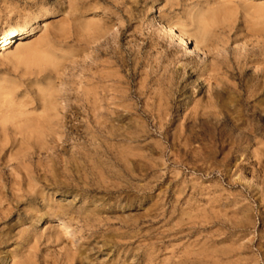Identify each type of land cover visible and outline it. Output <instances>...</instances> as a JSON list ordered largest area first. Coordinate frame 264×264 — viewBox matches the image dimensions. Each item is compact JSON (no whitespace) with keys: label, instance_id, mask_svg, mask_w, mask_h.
Returning a JSON list of instances; mask_svg holds the SVG:
<instances>
[{"label":"rangeland","instance_id":"1","mask_svg":"<svg viewBox=\"0 0 264 264\" xmlns=\"http://www.w3.org/2000/svg\"><path fill=\"white\" fill-rule=\"evenodd\" d=\"M46 10L0 39V191H43L0 264H264V0H0V32Z\"/></svg>","mask_w":264,"mask_h":264},{"label":"bare ground","instance_id":"2","mask_svg":"<svg viewBox=\"0 0 264 264\" xmlns=\"http://www.w3.org/2000/svg\"><path fill=\"white\" fill-rule=\"evenodd\" d=\"M49 12L50 11L46 10V11H43L42 13H40L36 17L34 23L28 27L17 26L8 32H0V39L5 38V44L11 45V44H16L18 42L19 38L32 36L35 32H37L41 29L44 20H46L47 16H49V15H47V13H49ZM168 26L173 32H175L174 37H175L177 43L185 45L186 47H189L191 52L198 55L197 49L194 46L193 42H191V40L186 36L185 33L176 29V26L174 25L172 19L168 20ZM259 89H260V85L258 84L256 86V89H254V91H252L251 96L256 97L259 93ZM220 94H222V93H220ZM248 105H249V103H248ZM249 109H250L249 111H251L250 107H249ZM251 113H252V111H251ZM253 115H254V113H253ZM34 179H36V177H31L29 172H26L25 178H23L21 181H17V184L20 186L19 189H16V187L13 188L11 196H9L7 194L3 195L4 192L0 191V226H1V222L3 220H5L6 218H9L10 216H12L15 213V210L20 207V205L22 204V202L24 200L30 201V203H31L30 209L32 211H34V202H36L39 199V197L43 196V191L38 189L37 188L38 185L33 183ZM37 180L39 182L41 180L40 177H38ZM25 185L28 186V188L25 191L27 193L22 194L21 192H24L23 186H25ZM15 191H17L19 193L15 192ZM51 211L52 212H50V213L46 212V213H43L42 215H40V217L35 218V219H37L36 224H38V225L41 224L43 222L44 218H50V217L58 218L57 214L63 212V209L58 208L57 211H54V208H53V209H51ZM31 219L33 220L34 218H31ZM57 228H59V236L60 237H66L70 233H73V229L67 225H60ZM23 235H24V233H23ZM27 237L29 238V236H26V235L21 236L22 239H28ZM11 240H12V236L5 237L2 234L0 235V245L8 244ZM30 262H31V257L29 254H26L25 256L21 257L18 264H30Z\"/></svg>","mask_w":264,"mask_h":264}]
</instances>
